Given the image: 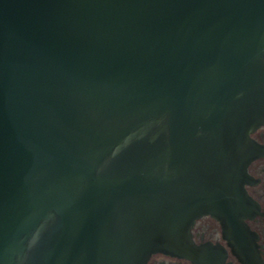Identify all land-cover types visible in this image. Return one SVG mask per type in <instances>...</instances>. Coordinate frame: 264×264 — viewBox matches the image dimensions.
Here are the masks:
<instances>
[{
	"label": "water",
	"instance_id": "water-1",
	"mask_svg": "<svg viewBox=\"0 0 264 264\" xmlns=\"http://www.w3.org/2000/svg\"><path fill=\"white\" fill-rule=\"evenodd\" d=\"M262 125L264 0H0V264H261Z\"/></svg>",
	"mask_w": 264,
	"mask_h": 264
},
{
	"label": "flooded vegetation",
	"instance_id": "flooded-vegetation-1",
	"mask_svg": "<svg viewBox=\"0 0 264 264\" xmlns=\"http://www.w3.org/2000/svg\"><path fill=\"white\" fill-rule=\"evenodd\" d=\"M261 149L248 166L249 178L245 184L250 197L257 203L258 210L246 219L250 233V255L259 256L264 264V125L251 134ZM192 237L203 255L205 264H246L225 237L224 228L219 220L211 215L199 217L192 229ZM147 264H199L194 261L164 253H155Z\"/></svg>",
	"mask_w": 264,
	"mask_h": 264
}]
</instances>
